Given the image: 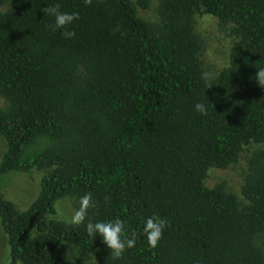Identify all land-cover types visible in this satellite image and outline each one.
<instances>
[{
  "label": "trees",
  "instance_id": "trees-1",
  "mask_svg": "<svg viewBox=\"0 0 264 264\" xmlns=\"http://www.w3.org/2000/svg\"><path fill=\"white\" fill-rule=\"evenodd\" d=\"M55 5L79 18L54 28L42 9ZM149 5L0 0V181L43 171L23 210L0 185L8 264H264V85L255 77L264 0H158L153 19L141 15ZM205 14L234 38L208 82L195 31ZM250 143L262 145L250 152L243 200L205 186L209 168H226ZM66 196L83 223L48 218ZM152 214L167 221L155 248L140 234ZM116 217L126 236L137 233L120 256L85 230ZM63 241L79 258L54 254Z\"/></svg>",
  "mask_w": 264,
  "mask_h": 264
},
{
  "label": "rangeland",
  "instance_id": "rangeland-1",
  "mask_svg": "<svg viewBox=\"0 0 264 264\" xmlns=\"http://www.w3.org/2000/svg\"><path fill=\"white\" fill-rule=\"evenodd\" d=\"M158 0H150L147 10L141 13L146 18L153 19ZM195 31L203 39L201 61L206 72L215 75L228 63V50L233 41V36L227 28H221L217 20L211 15H195ZM0 98V107L2 106ZM262 144L250 143L240 153L238 159L226 168H209L204 184L211 188L222 185L226 191L233 192L240 200H243L240 189L245 174L248 172V158L250 152ZM5 149V143L0 137V157ZM42 170H32L28 173L12 172L1 178L0 185L7 199L12 201L18 210H23L34 199L39 190V181ZM78 213L71 197H61L54 204V213L48 218L71 222L72 216ZM56 256L66 260L79 258V252L70 243L63 241L54 250ZM9 248L6 236L0 227V264H8ZM97 255L88 258L96 260Z\"/></svg>",
  "mask_w": 264,
  "mask_h": 264
},
{
  "label": "clouds",
  "instance_id": "clouds-1",
  "mask_svg": "<svg viewBox=\"0 0 264 264\" xmlns=\"http://www.w3.org/2000/svg\"><path fill=\"white\" fill-rule=\"evenodd\" d=\"M42 12L54 18V28L56 29H63L66 25L71 24L74 20L79 18L76 12L60 11L58 5L44 7ZM64 35L65 38H68L72 33L65 31ZM255 77L259 85H264V68L257 70ZM202 79L208 82L212 79V76L204 72L202 73ZM194 110L201 115H206L208 111L206 105L200 102L194 105ZM81 199L86 205L90 200V196L86 194ZM84 219L83 213L78 212L72 216L71 222L73 224H80L84 222ZM166 224L167 221L156 214H152L143 219L140 234L149 247H156ZM126 227L127 222L119 217L111 220H89L85 224V230L88 235L93 238L99 236L102 243L106 245L115 256H120L126 249H131L136 246L137 241L135 236L137 233L132 232L126 236L124 234Z\"/></svg>",
  "mask_w": 264,
  "mask_h": 264
}]
</instances>
